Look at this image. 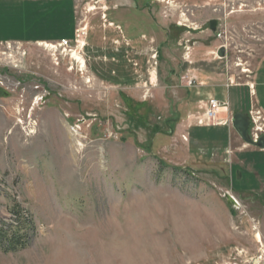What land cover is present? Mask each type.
<instances>
[{"label":"rangeland","instance_id":"rangeland-1","mask_svg":"<svg viewBox=\"0 0 264 264\" xmlns=\"http://www.w3.org/2000/svg\"><path fill=\"white\" fill-rule=\"evenodd\" d=\"M24 3L0 0V35L20 39L0 38V231L17 206L31 228L0 264H264V184L223 151L261 152L262 113L249 106V141L189 127L194 88L254 98L264 0H59L32 33ZM80 29L79 71L43 44Z\"/></svg>","mask_w":264,"mask_h":264},{"label":"crops","instance_id":"crops-1","mask_svg":"<svg viewBox=\"0 0 264 264\" xmlns=\"http://www.w3.org/2000/svg\"><path fill=\"white\" fill-rule=\"evenodd\" d=\"M192 1V0H190ZM27 2V3H26ZM49 6H52L55 9V14H51L50 16V12H49ZM23 7L28 8L29 13L32 15L31 18H37L40 16L41 21H39V23L37 24L35 30H31L29 32H36L37 30H39L40 32H44L46 30L49 29V23L50 21H60L59 18L60 15H62V11L59 10V8H63L60 3L59 0H25V3L23 4ZM1 14V12H0ZM42 17V18H41ZM52 18V19H49ZM15 21H19V23H21V19L19 17L16 18ZM10 21L8 20H2V16L0 15V31L1 29H5V23H9ZM43 22L45 24H43ZM1 34V33H0ZM41 36V37H40ZM40 36L37 34L36 36H31V37H27L26 39H35V40H44L47 39V35L45 36L46 38H43L42 34H40ZM11 37V38H9ZM20 37V36H18ZM0 38H3L4 40H20L18 39L16 36L12 35L9 36L7 34H3L0 35ZM6 38V39H5ZM9 38V39H8ZM252 87L253 90V97L252 100H250L248 102V99L246 98V96L248 95L247 93V89L244 87H233L230 88L228 90L224 89L226 88V86L223 85H218V86H211V87H219L220 89V93L218 92V90H207L206 85L204 86H200L198 88H194V92H192L191 96L195 97L196 100V104H197V108H195L196 110L193 112L189 113V121H191V119L193 120V123L191 122L189 127H196V129L198 128H202V127H206V128H212V127H218V128H222V129H226V131H228V133L231 131V127L230 125L232 117L235 113H240V114H244L247 115V112L249 110V106L251 105H255V107L257 108V110H259L260 113H262L263 117H264V57L262 58V60L260 61V63L258 64L255 73H254V77H253V81H251L250 85ZM224 87V88H223ZM234 89H239V90H235L234 92V99H233V103L232 100H230L229 98V91L230 90H234ZM244 89V90H243ZM192 91V90H191ZM190 91V92H191ZM241 91V92H240ZM205 92V94L203 93ZM225 92L226 94V98H225ZM239 99V96H243L241 101H238L237 99ZM209 99H215L217 101H219L220 103H227V107L226 108H222L220 110L217 111V117H216V122H214L213 124H208L206 123L204 126H198V122L197 120H203L202 118H205V111L207 109V101ZM243 100V101H242ZM252 101V102H251ZM252 103V104H251ZM197 122V123H196ZM225 130L221 131L224 132ZM234 131V130H233ZM196 133V131H195ZM198 134V133H196ZM196 134H193L194 136H197ZM238 140L240 141V138L238 137ZM235 137L232 138L230 145H226L223 147V151L227 148L230 147V153H232L231 155H233L234 157V162L232 164L237 165L239 168H242V173H244V170L248 169V173H254L256 179H254V183L255 184H259L260 187H262L261 185L264 184V180H261V178L259 177V173L257 172H263L264 173V148L263 149H259V151L261 152H256L253 150H249V152H247V148L244 149H237V151H234L236 148H240V142L238 141ZM214 150V149H213ZM244 151V152H243ZM235 152V153H234ZM238 153V154H237ZM232 158V156H231ZM249 164V165H248ZM243 167L245 168L243 170ZM239 174V179L242 180V178H244L243 174ZM259 187V189H260ZM239 190V189H238ZM237 192V191H236ZM242 193H251L253 192L252 189L249 188H241ZM263 193V191H261Z\"/></svg>","mask_w":264,"mask_h":264},{"label":"built area","instance_id":"built-area-1","mask_svg":"<svg viewBox=\"0 0 264 264\" xmlns=\"http://www.w3.org/2000/svg\"><path fill=\"white\" fill-rule=\"evenodd\" d=\"M85 29H80L75 31L76 35H75V39L74 42L72 44V42H70L69 40H65V39H61L60 41H58L55 44H43V47L46 48L47 50L52 52L53 56H58V57H68L71 58L72 61L69 62L70 66L69 68L72 69L73 64L78 65L79 71L81 68V61H83L82 57H80V51L84 46L83 41L80 39L81 37L85 36V32H83ZM82 31V32H81ZM81 41H80V40ZM76 55V56H75ZM78 59H77V58ZM84 62V61H83ZM185 79V77L183 78ZM188 86H191L193 81L192 80H188L187 81ZM250 89H252V87L250 86ZM227 107V103H220L219 101L215 100V99H209L207 101V109L205 111V120L208 121H212L216 119V114H217V110L219 108H224ZM258 119V118H257ZM254 120V119H253ZM204 121L203 120H198V124L201 125L203 124ZM78 128L74 127H70V131L73 133V135L76 133V135L78 134ZM261 131V130H259ZM258 140V136L257 134L253 136L252 141L253 143H256Z\"/></svg>","mask_w":264,"mask_h":264},{"label":"trees","instance_id":"trees-1","mask_svg":"<svg viewBox=\"0 0 264 264\" xmlns=\"http://www.w3.org/2000/svg\"><path fill=\"white\" fill-rule=\"evenodd\" d=\"M259 142L260 140L258 143ZM261 143L263 144L262 141ZM12 213L13 218L15 219L14 222L12 225H9L6 230L0 231V246H3L4 251H12L18 247H24L26 232L31 228V223L29 222L28 217L18 206L12 211Z\"/></svg>","mask_w":264,"mask_h":264},{"label":"water","instance_id":"water-1","mask_svg":"<svg viewBox=\"0 0 264 264\" xmlns=\"http://www.w3.org/2000/svg\"><path fill=\"white\" fill-rule=\"evenodd\" d=\"M213 23H214L213 21L210 22V24H213ZM218 54H219V56L222 57V55H223V49L222 48L219 50ZM231 123H232L233 129L239 134V136L242 139L248 141L246 135H247V131L249 128V118L247 117V115L235 113L232 117ZM261 141L263 142V144L261 143ZM253 144H255L257 147L264 148V141L262 139H260L259 143L256 142Z\"/></svg>","mask_w":264,"mask_h":264},{"label":"bare ground","instance_id":"bare-ground-1","mask_svg":"<svg viewBox=\"0 0 264 264\" xmlns=\"http://www.w3.org/2000/svg\"><path fill=\"white\" fill-rule=\"evenodd\" d=\"M81 64H82V67H83L84 66L83 61H81ZM69 137L71 138V140L73 142V145L77 147V151H78L79 148L82 147L83 145H81L80 141L76 138V133L73 135V133L69 131ZM258 238H260L259 235H258Z\"/></svg>","mask_w":264,"mask_h":264},{"label":"flooded vegetation","instance_id":"flooded-vegetation-1","mask_svg":"<svg viewBox=\"0 0 264 264\" xmlns=\"http://www.w3.org/2000/svg\"><path fill=\"white\" fill-rule=\"evenodd\" d=\"M209 26H210L211 28H213V27H214V23H213V24H210V22H209Z\"/></svg>","mask_w":264,"mask_h":264}]
</instances>
